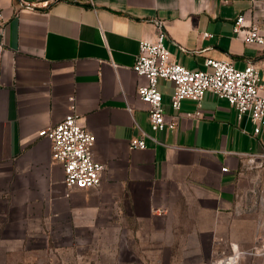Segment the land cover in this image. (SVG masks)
<instances>
[{"label": "crops", "instance_id": "1", "mask_svg": "<svg viewBox=\"0 0 264 264\" xmlns=\"http://www.w3.org/2000/svg\"><path fill=\"white\" fill-rule=\"evenodd\" d=\"M0 10V213L45 208L66 242L79 244L61 248V263L101 252L110 264H134L125 254L136 251L140 264H204L243 250L239 264H264L246 252L264 228L250 191L264 179V128L255 133L250 117L239 120L211 91L175 110L174 84L160 78L178 126L154 130L138 95L145 76L133 68L140 40L155 39L161 21L177 62H254L264 82L262 46L233 29L240 13L264 24V0H0ZM71 96L106 164L97 187L69 188L40 135L72 109ZM144 132L147 146L130 148Z\"/></svg>", "mask_w": 264, "mask_h": 264}, {"label": "built area", "instance_id": "2", "mask_svg": "<svg viewBox=\"0 0 264 264\" xmlns=\"http://www.w3.org/2000/svg\"><path fill=\"white\" fill-rule=\"evenodd\" d=\"M0 15L1 10H0ZM155 39H141L139 51L136 55L134 70L145 76V82L138 87L140 99L148 103L149 119L154 130L177 128L178 113L168 114L164 107V95L159 88L160 78L170 80L174 84L171 94V105L179 110L185 98H192L199 104L208 91L219 97L226 98L237 110L239 120L245 116L255 124V133L264 128V82L260 69L250 62L244 67H238L231 59H206V68L192 69L175 59L165 44L166 32L162 22ZM233 29L248 43H257L262 46L264 53V24L247 19L245 13L236 17ZM208 34V33H206ZM0 42V49H2ZM72 109L56 124L44 127L40 135L50 139L54 160L63 165L64 181L69 188H91L101 184L106 164L95 158L93 148L96 134L90 131L81 121L76 112V97H70ZM146 132L130 139L132 149L145 148ZM252 166L256 163L254 155L249 158ZM228 170L227 166L222 167ZM255 195V206L264 209V179L250 188ZM264 255V228L261 226L256 243L251 250L246 251ZM242 252H235L236 257ZM232 259L222 258L219 264Z\"/></svg>", "mask_w": 264, "mask_h": 264}, {"label": "rangeland", "instance_id": "3", "mask_svg": "<svg viewBox=\"0 0 264 264\" xmlns=\"http://www.w3.org/2000/svg\"><path fill=\"white\" fill-rule=\"evenodd\" d=\"M26 207L28 205L21 203V205L15 206L13 211L0 213V264H51L49 257L56 258L54 264H110L108 254L98 251L97 255L94 254L91 259H82V261L79 260V263L75 259L61 263L59 260L61 248L68 246L77 248L79 244L66 242V237L55 221H47L45 208L40 211L38 205L37 212L33 213L35 215H30V212L25 209ZM51 237L54 239L52 250L50 249L51 245L48 244ZM252 247L247 248L246 251L251 250ZM226 254L232 255V253ZM125 255L132 257L134 264H140V261L136 259L138 257L136 251H131V255L130 251H127ZM221 257L214 258L204 264H219ZM236 260L239 264V258L236 257ZM148 264H151V261ZM152 264H156L155 260Z\"/></svg>", "mask_w": 264, "mask_h": 264}, {"label": "bare ground", "instance_id": "4", "mask_svg": "<svg viewBox=\"0 0 264 264\" xmlns=\"http://www.w3.org/2000/svg\"><path fill=\"white\" fill-rule=\"evenodd\" d=\"M225 264H237V260L236 258H232V259L225 261Z\"/></svg>", "mask_w": 264, "mask_h": 264}]
</instances>
